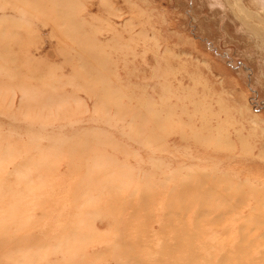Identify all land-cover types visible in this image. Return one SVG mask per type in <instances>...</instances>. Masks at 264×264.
<instances>
[{
  "label": "rangeland",
  "instance_id": "374dc122",
  "mask_svg": "<svg viewBox=\"0 0 264 264\" xmlns=\"http://www.w3.org/2000/svg\"><path fill=\"white\" fill-rule=\"evenodd\" d=\"M0 264H264V0H0Z\"/></svg>",
  "mask_w": 264,
  "mask_h": 264
},
{
  "label": "bare ground",
  "instance_id": "6f19581e",
  "mask_svg": "<svg viewBox=\"0 0 264 264\" xmlns=\"http://www.w3.org/2000/svg\"><path fill=\"white\" fill-rule=\"evenodd\" d=\"M209 117H211V116H209ZM222 130V129H221Z\"/></svg>",
  "mask_w": 264,
  "mask_h": 264
}]
</instances>
